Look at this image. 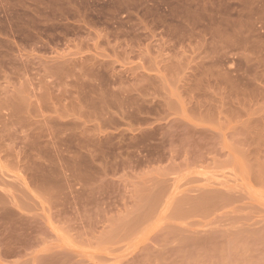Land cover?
Listing matches in <instances>:
<instances>
[{"label":"rangeland","instance_id":"374dc122","mask_svg":"<svg viewBox=\"0 0 264 264\" xmlns=\"http://www.w3.org/2000/svg\"><path fill=\"white\" fill-rule=\"evenodd\" d=\"M0 264H264V0H0Z\"/></svg>","mask_w":264,"mask_h":264}]
</instances>
